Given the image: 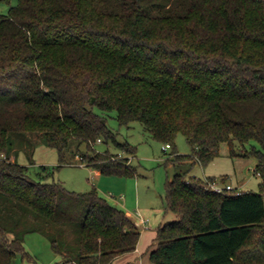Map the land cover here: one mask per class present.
<instances>
[{
    "label": "trees",
    "instance_id": "1",
    "mask_svg": "<svg viewBox=\"0 0 264 264\" xmlns=\"http://www.w3.org/2000/svg\"><path fill=\"white\" fill-rule=\"evenodd\" d=\"M114 110L170 143L174 161L206 165L225 142L255 157L262 179L259 191L219 192L215 176L168 178L176 218L158 226L151 261L264 264V0H19L0 12V264L32 258L34 231L55 264H112L136 249L139 226L96 186L68 189L47 180L52 167L35 177L10 157L37 133L57 167L83 154L103 174L135 175L137 146L117 139ZM179 132L191 153L173 147ZM99 137L126 155L96 150Z\"/></svg>",
    "mask_w": 264,
    "mask_h": 264
},
{
    "label": "rangeland",
    "instance_id": "2",
    "mask_svg": "<svg viewBox=\"0 0 264 264\" xmlns=\"http://www.w3.org/2000/svg\"><path fill=\"white\" fill-rule=\"evenodd\" d=\"M18 2L19 0L1 2L0 12H7L11 5H16ZM96 109L99 110L97 107ZM108 123L116 131L119 141L127 140L137 146L136 154L130 155L131 162L137 168L135 175L96 172L95 167L87 165L90 161L85 159L83 154H69L68 162L57 167L59 164L58 150L39 138L37 133H27V138L18 139L11 150L10 157L11 159L17 157L20 163L28 165L30 173L35 177L41 165L52 167L54 173L47 180L61 181L68 189L87 191L96 186L111 203L119 207L124 205V208L130 211V216L137 221L142 231L143 242L150 238V233L144 232L145 230L155 231L156 235L162 219L170 221L176 218L172 211L167 210L165 192L167 179H172L177 172L187 175L197 174L201 177L215 175L220 180L226 176V183H231L238 191L260 190L262 179L255 171L256 158L253 156L232 157L226 143L220 146V154L206 165L199 162H179L172 158L173 148L164 151L163 144L165 143L153 137L140 121H133L129 125L120 124L114 110L108 116ZM173 147L179 153H191V145L182 132L176 135ZM107 149L126 155L125 151L113 140L96 142V150L105 151ZM81 160L87 164H81ZM138 207L149 218L147 227L135 214ZM155 237L144 248V264H154L147 249L155 246L152 244ZM25 248L32 258L17 254L12 264H55L60 261V257L52 249L49 238L41 232L28 233L25 238Z\"/></svg>",
    "mask_w": 264,
    "mask_h": 264
},
{
    "label": "crops",
    "instance_id": "3",
    "mask_svg": "<svg viewBox=\"0 0 264 264\" xmlns=\"http://www.w3.org/2000/svg\"><path fill=\"white\" fill-rule=\"evenodd\" d=\"M225 143V142H224ZM224 143H222V144H224ZM222 144H221V146H222ZM227 144V143H226ZM96 169V172H101L100 171V169H98V168H95ZM195 175H197V174H195ZM209 176H215V175H205V176H203L204 178H206V177H209ZM216 177V176H215ZM217 178V177H216ZM226 180V179H225ZM234 187V186H233ZM235 188V187H234ZM121 208H123V209H125L124 208V205L122 206H120ZM137 209H139L140 211H141V209H140V207H138ZM126 210V209H125ZM126 212L130 215V211L129 210H126ZM135 212V211H134ZM147 217V216H146ZM132 219H133V217H131ZM149 219V218H148ZM134 221H135V219H134ZM136 223H137V221H135ZM164 222H166L164 219H162L161 221H160V223H159V225H161V224H163ZM137 225L139 226V224L137 223ZM140 228V227H139ZM141 230V229H140ZM144 232H146V233H150V238L149 239H146V241H144L143 242V238L141 237V235H142V231H141V233H140V239H139V241H138V244H137V247H136V249L134 250V251H131V252H128V253H125V254H122V255H120V256H118V257H116L115 259H114V261H113V263L112 264H115V263H121V264H124L125 263V261H126V263L125 264H130V263H132V264H144V248H145V246H147L148 244H149V242H150V240L152 239V238H154L156 235H155V231H152V230H150V231H148V230H145ZM156 234H157V231H156ZM152 244H155V240H154V242L152 243ZM151 244V245H152ZM150 245V246H151ZM151 247H149L147 250H149V253H150V251L154 248V247H152L151 249H150Z\"/></svg>",
    "mask_w": 264,
    "mask_h": 264
},
{
    "label": "built area",
    "instance_id": "4",
    "mask_svg": "<svg viewBox=\"0 0 264 264\" xmlns=\"http://www.w3.org/2000/svg\"><path fill=\"white\" fill-rule=\"evenodd\" d=\"M97 142H102V139L99 137L97 139ZM168 148H171V144L170 143H165L163 144V150H168ZM121 155V154H120ZM7 155L5 152H0V158H6ZM131 158V157H130ZM81 164H87L84 161L81 160ZM88 165V164H87ZM207 185L214 189L215 191H223L226 189H233V185L231 183H226L225 180L223 179H207ZM136 216L139 218V220L141 221V223L147 227V224L149 222L148 217H146L139 209L136 210L135 212Z\"/></svg>",
    "mask_w": 264,
    "mask_h": 264
}]
</instances>
